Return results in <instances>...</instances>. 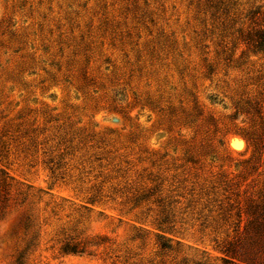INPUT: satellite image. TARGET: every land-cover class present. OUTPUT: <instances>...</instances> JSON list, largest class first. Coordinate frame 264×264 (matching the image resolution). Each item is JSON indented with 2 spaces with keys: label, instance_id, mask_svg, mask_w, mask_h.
<instances>
[{
  "label": "rangeland",
  "instance_id": "374dc122",
  "mask_svg": "<svg viewBox=\"0 0 264 264\" xmlns=\"http://www.w3.org/2000/svg\"><path fill=\"white\" fill-rule=\"evenodd\" d=\"M261 31L264 0H0V264H221L264 190Z\"/></svg>",
  "mask_w": 264,
  "mask_h": 264
},
{
  "label": "trees",
  "instance_id": "16d2710c",
  "mask_svg": "<svg viewBox=\"0 0 264 264\" xmlns=\"http://www.w3.org/2000/svg\"><path fill=\"white\" fill-rule=\"evenodd\" d=\"M257 43L255 48L262 49L264 46V31L255 35ZM255 151L260 150L257 143L252 141ZM245 218L237 215V223L233 230V237L228 240L221 249L223 258L221 264H264V190L258 201L250 202L244 211ZM168 223V215L163 214L156 224L157 229L163 233V226ZM28 224L24 225L26 230ZM156 246L160 256L173 255L172 264H209L207 260H195L181 256V249L178 243H172L162 235H156ZM35 237H31L14 258L12 264H28L30 249L33 247ZM98 243L88 239L65 237L60 243L59 250L63 254L91 255V248L95 250Z\"/></svg>",
  "mask_w": 264,
  "mask_h": 264
},
{
  "label": "bare ground",
  "instance_id": "6f19581e",
  "mask_svg": "<svg viewBox=\"0 0 264 264\" xmlns=\"http://www.w3.org/2000/svg\"><path fill=\"white\" fill-rule=\"evenodd\" d=\"M234 145H235V146H234ZM233 146H234V147H237V148L239 147V145H238L237 143H234Z\"/></svg>",
  "mask_w": 264,
  "mask_h": 264
}]
</instances>
